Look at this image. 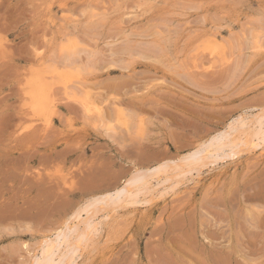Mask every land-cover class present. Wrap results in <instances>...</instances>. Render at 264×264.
<instances>
[{
  "label": "rangeland",
  "instance_id": "374dc122",
  "mask_svg": "<svg viewBox=\"0 0 264 264\" xmlns=\"http://www.w3.org/2000/svg\"><path fill=\"white\" fill-rule=\"evenodd\" d=\"M258 119L264 0H0V264L91 211L74 264H264V141L205 157L264 136ZM142 179L136 204H101Z\"/></svg>",
  "mask_w": 264,
  "mask_h": 264
},
{
  "label": "bare ground",
  "instance_id": "6f19581e",
  "mask_svg": "<svg viewBox=\"0 0 264 264\" xmlns=\"http://www.w3.org/2000/svg\"><path fill=\"white\" fill-rule=\"evenodd\" d=\"M63 22V21H62ZM211 34V33H210ZM216 36V35H215ZM213 37V36H212ZM214 38V37H213ZM213 40V39H212ZM215 41V40H214ZM210 44V43H209ZM260 44V43H259ZM199 45V44H198ZM256 45V44H255ZM212 46V45H211ZM254 46V45H253ZM203 48V47H202ZM256 48V47H255ZM72 48H70V50H71ZM69 50V49H68ZM200 50H201V48H200ZM203 51V50H202ZM70 52V51H69ZM208 52V51H207ZM212 52L214 53V51L212 50ZM211 51L209 52V53H212ZM217 52V51H216ZM212 53V54H213ZM215 54V53H214ZM205 55V54H204ZM211 57H213V56H211ZM228 58V57H227ZM70 66V65H69ZM62 67V66H61ZM74 68V67H73ZM32 74H34V73H32ZM44 76H46V75H44ZM43 77V76H42ZM73 80V79H72ZM76 80V79H75ZM81 82V81H80ZM62 83V82H61ZM67 83V82H66ZM63 84V83H62ZM71 84V83H70ZM75 85V84H74ZM81 85V84H80ZM56 86V85H55ZM63 86H65V85H63ZM84 86V85H83ZM62 87V86H61ZM69 87V86H68ZM86 87V86H85ZM50 87L47 85V83H45L44 81H43V79H35L34 81H33V84L31 85V86H28L27 87V90H26V96H27V99H28V101H29V103H30V105H31V107H32V110L34 111V112H36V115H39L40 117H43V116H45L46 115V113H47V111H48V108L50 107V105L52 104V98H51V93H50V89H49ZM63 88H66V87H63ZM81 88V87H80ZM67 89V88H66ZM59 90V89H58ZM83 91V90H82ZM81 91V92H82ZM77 92V91H76ZM65 93H67V91H65ZM68 93H71V92H68ZM68 93H67V95H68ZM87 94V93H86ZM63 95V94H62ZM84 95V94H83ZM82 96V95H81ZM25 97V96H24ZM88 97H90V96H88ZM26 99V100H27ZM27 101V102H28ZM90 101V100H89ZM101 105V104H100ZM28 107V106H27ZM96 107H97V105H96ZM88 110H90V109H88ZM28 112V111H27ZM32 112V111H31ZM95 112V111H94ZM27 114V113H26ZM33 115V114H32ZM90 115V114H89ZM46 118V117H45ZM39 119V118H38ZM259 120V119H258ZM263 120V119H262ZM129 125V124H128ZM257 126H259V127H263V130H264V121H261V120H259L258 121V123H257ZM115 128V127H114ZM258 140H262V141H264V136H259V137H250L249 138V140L248 141H246V142H244V143H242L241 145H234V144H223V145H218V146H220L219 148H217V149H214V150H211V149H209V150H207V151H205V157H206V155H209V154H211L212 153V151H213V153L216 151H218V150H220V149H222V148H224V147H228V148H230L231 150L230 151H232V154H235V153H237V152H239L238 150L240 149V147L241 146H243V145H249V146H251V147H258V145H259V143L257 142ZM217 147V146H216ZM248 147V146H247ZM242 148V147H241ZM243 150V149H242ZM251 150H252V148H251ZM247 152V151H246ZM216 154V153H215ZM223 154H225V153H223ZM223 154H221L223 157H224V155ZM227 154V153H226ZM232 154L230 155V156H232ZM228 155V154H227ZM229 156V155H228ZM205 157H204V155H203V158L205 159ZM220 157V156H219ZM222 157V158H223ZM207 158V157H206ZM221 158V159H222ZM204 159H203V161L202 162H200V159L199 160H193V162L195 163H192V164H194V165H197V166H199V165H201L203 162H204ZM218 159H220V158H218ZM217 158L214 160V161H216V160H218ZM221 161V160H220ZM184 162V161H183ZM207 163H209L210 164V161H208L207 160V162L206 163H203V166H204V164H207ZM214 163V162H213ZM186 164V163H185ZM188 164V163H187ZM169 167V166H168ZM174 167V166H173ZM172 167V168H173ZM177 167V165L175 166V168ZM200 167V166H199ZM170 168V167H169ZM180 168V167H179ZM183 167L181 166V169H179V171L176 173V175L173 173V175H172V177H179L180 179H181V177L183 178V176H185L186 174H189V173H191L192 172V170H195L196 171V169H193V168H189V165H187V169L186 168H184V169H182ZM170 170V169H169ZM173 170H174V168H173ZM154 172H155V169L153 170ZM159 171V170H158ZM157 171V172H158ZM161 171V170H160ZM163 171V174L165 173V170H162ZM171 171V170H170ZM169 173H171V172H169ZM146 174V173H145ZM145 176H149V175H145ZM162 176V175H161ZM171 176V175H170ZM141 177V176H140ZM154 177V176H153ZM156 177H158V176H156ZM171 177V178H172ZM175 177L173 178V179H175ZM142 178H144V177H142ZM171 178H169V179H171ZM148 179H149V177H148ZM168 179V178H167ZM176 179H178V178H176ZM143 180V179H142ZM149 181V180H148ZM129 182V181H128ZM167 182V181H166ZM146 183H147V181L146 180H143L141 183H139V184H134V185H131L127 190H124V189H122L123 191L122 192H124V195H122V197L125 199V200H127V199H132V202H130L129 203V201H127V202H125V200H121V198H119V199H115V200H120V202L119 203H117V202H114V203H112L113 202V200H110V201H112V202H108L107 200L106 201H104L103 203H101L102 205H103V207H104V205H107L108 207H109V204H110V207H112V209H115V208H117V207H122V206H124V205H122V203H125V204H131V205H133V203L134 204H136V202H137V199H138V194L140 193L141 194V192H142V194L143 193H147V192H149V190H144L145 188H146ZM153 185V184H152ZM151 185V186H152ZM126 188V187H125ZM147 189H148V187H147ZM152 190V189H151ZM143 191H145V192H143ZM147 191V192H146ZM141 194V195H142ZM117 196H118V194H117ZM115 197V196H114ZM118 198V197H117ZM150 199V198H149ZM141 200V199H140ZM149 201V200H148ZM139 202V201H138ZM111 203H112V206H111ZM147 203V202H146ZM138 205V204H137ZM102 207V206H101ZM100 206H99V208L96 210V212H100V210L102 209L103 211L105 210V209H103V208H101ZM108 208V210L110 209L111 210V208ZM101 208V209H100ZM89 209V208H88ZM83 210H85V212H86V208H84ZM82 210V211H83ZM92 210V209H91ZM116 210V209H115ZM81 211V210H80ZM114 211V210H113ZM84 212V213H85ZM88 215L90 214V213H92V214H90V216L88 217L87 216V219L85 218V220H83V227L81 228V229H79L78 228V226L77 225H75L74 226V228H76V229H73V227H72V229L73 230H75V232H74V236L72 237V238H70V239H68L69 237V235L68 236H63L62 237V239L60 240V242H58V241H51V243H49V244H47V246H45L44 247V249H42L43 251H41L42 252V254L40 255V257L39 258H37V259H35V261L33 262V264H54V259H56V258H59L58 259V261H59V264H74L75 262H76V257L77 256H74V253L72 254V251H74V249L76 248H74V244H78V242L80 241V239H81V236L83 235V234H86L87 232H88V234H92V233H94L96 230H97V223L98 222H96V221H94V219H93V217L95 216V214H94V212H86ZM77 218L76 219H78V217H80V214L79 213H77V216H76ZM81 218V217H80ZM79 218V219H80ZM78 223V222H77ZM80 223H81V221H80ZM79 224V223H78ZM70 231V230H69ZM73 232V231H72ZM71 232V233H72ZM63 234V233H62ZM59 235V234H58ZM61 235V234H60ZM59 235V236H60ZM57 238H58V236H57ZM82 240V239H81ZM84 241V240H83ZM83 241H81V242H83ZM47 242H49V241H47ZM47 242H45L44 244H46ZM41 246V245H40ZM60 246H63L64 248V250L61 252V253H56L55 251H56V249H58ZM41 247H43V246H41ZM81 248H82V246H81ZM41 249V248H40ZM60 249V248H59ZM61 250V249H60ZM59 252V251H58ZM43 253H45L44 255H43ZM76 253V252H75ZM164 259V258H163ZM162 259V260H163Z\"/></svg>",
  "mask_w": 264,
  "mask_h": 264
}]
</instances>
